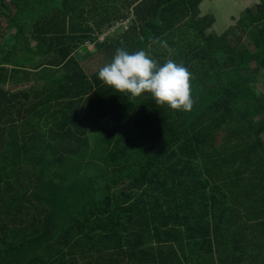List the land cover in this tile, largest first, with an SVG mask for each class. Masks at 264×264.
Instances as JSON below:
<instances>
[{
    "label": "trees",
    "instance_id": "trees-1",
    "mask_svg": "<svg viewBox=\"0 0 264 264\" xmlns=\"http://www.w3.org/2000/svg\"><path fill=\"white\" fill-rule=\"evenodd\" d=\"M202 1L0 0V264H264V0L221 35ZM155 38L191 112L99 80Z\"/></svg>",
    "mask_w": 264,
    "mask_h": 264
},
{
    "label": "clouds",
    "instance_id": "clouds-1",
    "mask_svg": "<svg viewBox=\"0 0 264 264\" xmlns=\"http://www.w3.org/2000/svg\"><path fill=\"white\" fill-rule=\"evenodd\" d=\"M111 61L99 68L98 77L104 85L132 99L150 95L158 107L191 112L196 100L192 94L191 72L172 57L175 50L160 38L149 47L159 45L168 54L161 64L148 51L130 52L121 41Z\"/></svg>",
    "mask_w": 264,
    "mask_h": 264
},
{
    "label": "rangeland",
    "instance_id": "rangeland-1",
    "mask_svg": "<svg viewBox=\"0 0 264 264\" xmlns=\"http://www.w3.org/2000/svg\"><path fill=\"white\" fill-rule=\"evenodd\" d=\"M256 4H258V0H204L203 7L205 11L214 14L217 23L211 29H214L216 34L221 35L234 23L231 17L235 20L238 19L244 9L253 7ZM0 23L5 28L4 31L0 32V42H2L6 35L13 32V29H6L4 20H0ZM124 25L129 26V23H124ZM86 49L93 51V46L90 45ZM104 56L108 58V55Z\"/></svg>",
    "mask_w": 264,
    "mask_h": 264
},
{
    "label": "crops",
    "instance_id": "crops-1",
    "mask_svg": "<svg viewBox=\"0 0 264 264\" xmlns=\"http://www.w3.org/2000/svg\"><path fill=\"white\" fill-rule=\"evenodd\" d=\"M203 2H204V0L200 3V5H199V7H198V9H199V17H202V16H205V15H208V14H212L211 12H209V11H205V9H204V7H203ZM213 16H214V14H212ZM215 17V16H214ZM231 19L232 20H234V18L233 17H231ZM235 22V21H234ZM216 23H217V20H216V18H215V22L213 23V25L210 27V29L208 30L209 32H213V33H215L214 32V29H211L214 25H216ZM234 24V23H233ZM232 24V25H233ZM216 34V33H215ZM217 35H219V34H217ZM247 216V215H246ZM246 216H245V214H243V223L246 225V222L247 221H249L248 223H247V225H253V226H255L254 225V221H253V218L252 217H250V219H247L246 218ZM249 217V216H248ZM238 227H236V226H232L231 228H230V231H237V230H244V227H241L240 226V224H236ZM246 229V228H245ZM238 232V231H237ZM243 235V234H242ZM257 236V235H256ZM254 239H256V238H254ZM254 239L252 238V236L250 235L249 236V241L250 242H253L254 241ZM242 244L243 245H248V244H250L249 242H248V240H246V241H243L242 242ZM241 244V245H242ZM251 245V244H250ZM239 255L241 256V258H243L245 261H246V263H247V258L248 257H250L251 255H254L255 253H257V251H256V249H248L246 252L245 251H242L241 249L239 250ZM235 257V259L237 258V256H234ZM236 262H237V260H236ZM236 264V263H235Z\"/></svg>",
    "mask_w": 264,
    "mask_h": 264
},
{
    "label": "built area",
    "instance_id": "built-area-1",
    "mask_svg": "<svg viewBox=\"0 0 264 264\" xmlns=\"http://www.w3.org/2000/svg\"><path fill=\"white\" fill-rule=\"evenodd\" d=\"M124 26V25H123Z\"/></svg>",
    "mask_w": 264,
    "mask_h": 264
}]
</instances>
